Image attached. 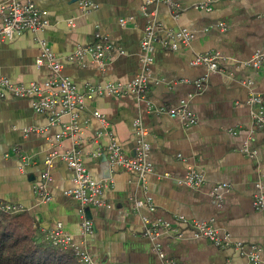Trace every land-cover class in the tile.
Wrapping results in <instances>:
<instances>
[{"label": "crops", "instance_id": "0c3cea01", "mask_svg": "<svg viewBox=\"0 0 264 264\" xmlns=\"http://www.w3.org/2000/svg\"><path fill=\"white\" fill-rule=\"evenodd\" d=\"M6 1L0 0V4ZM31 1L48 12L47 29L43 34L27 32L13 41L0 42V77L15 83L48 79L51 70L36 66L41 54L37 41L45 38L63 63L61 75L71 78L80 90L108 81H130L141 69V40L153 21L150 14L155 13L158 37L189 30L194 38L178 50L156 45L149 99L153 105L167 108L189 99L197 123L186 126L180 118L155 115L135 96L103 95L82 110L80 119L87 121L82 134L55 143L60 127H50L49 117L36 113L30 99L9 95L0 101V199L20 205L34 218L38 214L35 221L41 231L61 224L62 231L83 244L99 264H162L152 242L142 236L143 215L183 231V237L162 240L166 256L176 264H249L245 256L231 249L194 238L189 224L194 220L210 222L233 242L264 247V211L253 205L259 193L257 184H264V130L252 123L247 105L250 90L243 83L252 81L254 90L264 97V64L259 69L244 65L255 54L264 53V0H176L181 6L179 13L162 3L145 6L144 0H92L98 8L91 12L81 9V0ZM206 3L211 11L197 8ZM70 21L75 26H70ZM97 33L108 37L118 50L106 70L70 62L76 47L95 43ZM211 51L225 58L221 72L210 73L205 66L193 65L196 55ZM203 78V87L197 89L195 82ZM95 111L106 116L129 157L136 153L134 122L140 119L147 129L154 167L147 190L138 186L135 174L120 168H110L107 178L104 158L93 156L108 143L106 137L97 138L100 123L92 116ZM34 128L42 132L26 133ZM75 143L83 151L91 175L107 183L105 205L90 207L93 232L88 235L82 232L81 204L65 195L74 177L68 165L55 161L49 203H42L34 191L48 155L55 149H71ZM244 146L256 156L244 153ZM14 148L28 161L15 154ZM189 169L203 173L204 187L193 189L181 182ZM223 183L228 188L219 204L209 192ZM146 196L153 199L154 213L147 206L135 208V200Z\"/></svg>", "mask_w": 264, "mask_h": 264}, {"label": "built area", "instance_id": "2783aa9c", "mask_svg": "<svg viewBox=\"0 0 264 264\" xmlns=\"http://www.w3.org/2000/svg\"><path fill=\"white\" fill-rule=\"evenodd\" d=\"M237 1V0H232ZM145 6L148 4H166L175 13H179L181 6L176 0H144ZM80 7L84 12H91L98 8L92 0H81ZM197 8L211 11L209 3L197 6ZM153 21L146 27L141 40V69L139 73L130 81H108L103 85H87L85 90H80L74 81L61 75L63 63L51 50L45 38H38L41 54L36 60V66L41 68L47 66L52 74L44 82L15 83L7 77H0V101L9 95L17 98L30 99L33 109L38 114H45L49 117L50 127H60V132L54 137L55 143L64 139H72L80 136L83 132V123L80 119L82 110L89 102L103 95H112L117 98L125 96H135L139 102L146 104L147 109L155 115H166L171 118H180L186 126L197 123L196 115L189 108V99H183L177 107L167 108L155 106L149 99L150 74L154 64L153 53L156 45L164 49L178 50L181 46H188L194 34L189 30L170 31L165 37H158L156 33L155 13H151ZM48 12L40 9L31 0H8L0 4V42L13 41L21 35L31 32L37 35L43 34L48 26ZM124 24L123 21H121ZM70 26H75L74 21H70ZM117 48L108 37L101 33L96 34V42L88 45H78L72 55L70 62L78 64L82 68L97 67L105 71ZM122 52V51H119ZM225 58L221 53L211 51L196 55L193 65L205 66L210 73H218L223 70L221 63ZM264 64V53H257L255 56L244 62L245 66L259 69ZM206 78L196 81L197 89H201ZM244 85L250 90L247 105L251 108V119L253 125L264 130V97L254 90L252 81H244ZM191 97V96H190ZM92 116L100 123L97 138H107L108 143L97 149L93 156L96 158L107 157L110 168H120L136 175L138 186L147 190L148 177L154 171L150 160L151 147L147 141L148 131L143 127L140 119L134 122V134L136 137L135 156L129 157L125 154L122 146L110 130V122L105 115L99 111L92 113ZM65 117L69 121H64ZM40 133L42 130L34 128L26 130V133ZM242 151L250 157L256 156L255 151H251L244 146ZM13 152L27 162L28 157L20 149L14 148ZM60 160L73 171V186L65 191V195L73 198L81 204V212L84 216L82 222V232L84 235L93 232L92 222L85 217V208L102 207L105 205L106 181L95 179L85 163V156L78 143L71 149L59 151L55 149L51 152L44 163V171L39 180L34 185V191L42 203H49L52 195L49 185L52 181V170L55 161ZM181 182L190 188L200 189L206 184L203 173L196 169H189ZM228 185L218 184L209 195L219 204L223 201V193ZM258 195H256L253 205L256 210L264 211V184L258 183ZM147 206L151 213L156 211L153 199L149 196L135 200L136 210H141ZM20 205L5 202L0 199V213L17 214L24 212ZM180 221L186 223L184 217ZM143 231L142 236L152 242L153 251L159 256L162 264H176L173 259L166 256L163 250L162 240L171 236L183 237L181 229L163 220H154L147 215L142 216ZM194 238L207 239L218 248L231 249L248 259L249 264H261L264 258V247L261 245L246 246L244 243L233 242L229 235L223 234L213 223L194 220L189 224ZM46 240L54 246L72 251L80 264H99L91 255L89 250L83 245L76 243L69 235L62 231V225L58 224L56 229L45 232Z\"/></svg>", "mask_w": 264, "mask_h": 264}, {"label": "trees", "instance_id": "16d2710c", "mask_svg": "<svg viewBox=\"0 0 264 264\" xmlns=\"http://www.w3.org/2000/svg\"><path fill=\"white\" fill-rule=\"evenodd\" d=\"M0 264H80L75 254L46 240L34 215L0 213Z\"/></svg>", "mask_w": 264, "mask_h": 264}, {"label": "water", "instance_id": "95a60500", "mask_svg": "<svg viewBox=\"0 0 264 264\" xmlns=\"http://www.w3.org/2000/svg\"><path fill=\"white\" fill-rule=\"evenodd\" d=\"M103 158H104V162H105V164H104V171H105L106 176L108 178L109 177V173H110V165H109V162H108L107 157H103ZM90 214H91V208L90 207H87L85 209V216H86L87 219L90 218L89 217ZM35 219L38 221V219H39V215L38 214L35 215Z\"/></svg>", "mask_w": 264, "mask_h": 264}]
</instances>
